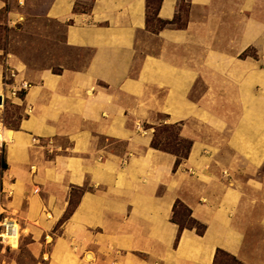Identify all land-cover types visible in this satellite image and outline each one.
Instances as JSON below:
<instances>
[{
	"label": "crops",
	"instance_id": "obj_1",
	"mask_svg": "<svg viewBox=\"0 0 264 264\" xmlns=\"http://www.w3.org/2000/svg\"><path fill=\"white\" fill-rule=\"evenodd\" d=\"M185 1V26L154 32L148 0H52L46 18L76 52L56 67L31 69L0 41V96L29 84L18 127L0 118V220L15 226L0 264H264V0H228L233 18ZM180 4L162 0L157 17ZM22 19L0 0V25ZM250 48L259 59L240 56ZM161 114L192 141L176 169L152 146ZM177 201L203 234L177 241Z\"/></svg>",
	"mask_w": 264,
	"mask_h": 264
},
{
	"label": "rangeland",
	"instance_id": "obj_2",
	"mask_svg": "<svg viewBox=\"0 0 264 264\" xmlns=\"http://www.w3.org/2000/svg\"><path fill=\"white\" fill-rule=\"evenodd\" d=\"M51 1L52 0H10L11 7L15 13L21 14L24 19L19 20L20 22L15 23V25L11 27L7 24L0 25V41L3 48L12 53L15 52L14 54H17L21 59L25 60L31 69L46 68L48 66L56 67L58 59L60 60L59 56L62 57V55L59 54L65 53L66 58L69 60L76 54L73 50L62 47L63 31L55 22L46 18L47 9ZM149 1L151 6L149 13V28L150 30H156L161 24L158 20H156L154 15V12L158 8V1ZM216 6L227 9L226 17L231 15L233 18L235 15L234 5L228 0H218V4L216 3ZM260 9L261 12L256 11V17L264 20V4L260 7ZM188 10V3L185 0H182L180 13L178 14L180 19L177 20L178 22L173 27H181V25H185ZM254 13H252V15ZM240 56L247 59H259V54L255 49L251 48L247 49ZM262 60L264 61V57H262ZM262 66L264 67V63H262ZM18 98L21 99V97ZM15 99H17V97L10 94L9 97L4 100V107L0 108V118L4 123V127L9 129L18 127L20 120L23 118L24 111L22 105L15 103ZM158 118L160 120L159 123L153 126L154 133L156 135V142L162 144L161 146H166L165 144H167L169 149L173 150L175 148L180 151V154L186 153L188 150V142L186 140L188 138H180L181 124L176 123L178 127L175 126L174 123L172 124L168 122L167 117L162 114L159 115ZM0 135H4L3 131H0ZM261 171L264 174V165L262 166ZM76 198L77 194L74 195V201L71 202L72 205L75 203ZM179 210V216L181 217L182 215V219L188 226L189 217L187 216V212L183 207H180ZM6 238L12 241L11 236H6ZM1 247L4 251L7 250L10 254H12L13 251L11 249L13 247L11 248V246L7 244H1ZM218 262L220 264H237L232 257L226 255H222Z\"/></svg>",
	"mask_w": 264,
	"mask_h": 264
},
{
	"label": "trees",
	"instance_id": "obj_3",
	"mask_svg": "<svg viewBox=\"0 0 264 264\" xmlns=\"http://www.w3.org/2000/svg\"><path fill=\"white\" fill-rule=\"evenodd\" d=\"M157 1H158V8H159L162 0H157ZM181 2H182V0H181ZM148 7H149V10H148L147 23H148V27H150L149 13H150V7L151 6H150V1L149 0H148ZM180 7H181V4H180ZM158 8L154 12V15L156 17V20H158L159 23H161V24L159 25L158 29L152 30V31L158 32L160 29L164 28L167 25L176 24L178 22L177 20L180 19L178 16H176L171 21L161 20L160 18L157 17ZM183 26H185V25H181V27H183ZM175 126L178 127L177 124H175ZM178 135H179V133H178ZM155 136L156 135L154 133V137H153V140H152V146L155 147V148L164 150V151H169V152L174 153L177 156V160H176V163H175V169H176L178 167V165L180 164L181 160L183 158H186L189 155V152H190V149H191V146H192V141L190 139L189 140L188 139L186 140L188 142V147H187L188 150L186 151V153L180 154V151L179 150H176L175 148L173 150L169 149L168 146H167V144H165L166 146H161L162 144H159L158 142H156ZM180 138H182V137L180 136ZM2 166H4V163H2ZM180 207H183L184 210L187 212V216L189 217V221H188L189 225L188 226L185 224L184 220L182 219V215H181V217L179 216V214H180L179 208ZM73 208H74V206H72V207H70L68 209V211L65 213V215L63 216V218L61 220L62 222L65 221L67 218H69V216L72 214ZM172 220L174 222H176L179 225V228H180V233H179V236L177 238V241H178V239L180 237V234H181L182 229L185 228V227L195 228L199 234H203L204 231L206 230V225L203 224V223H201V222H199V221H197L196 219H194L191 216V210L187 206H185L182 202H180V201H177L175 203V206H174V214H173Z\"/></svg>",
	"mask_w": 264,
	"mask_h": 264
},
{
	"label": "built area",
	"instance_id": "obj_4",
	"mask_svg": "<svg viewBox=\"0 0 264 264\" xmlns=\"http://www.w3.org/2000/svg\"><path fill=\"white\" fill-rule=\"evenodd\" d=\"M17 75V72L12 69H6L5 71V85L9 86V81L13 80ZM12 85V84H11ZM29 88V84L27 82H22L20 85L17 86H11L10 94L14 97H20V92L26 91ZM5 98L2 96V101L0 102V108H3L2 104L4 103ZM13 220L9 219L8 217H4L0 220V244H7L9 243L5 242L6 236H11L13 234L12 227L13 226ZM11 246V245H9Z\"/></svg>",
	"mask_w": 264,
	"mask_h": 264
},
{
	"label": "bare ground",
	"instance_id": "obj_5",
	"mask_svg": "<svg viewBox=\"0 0 264 264\" xmlns=\"http://www.w3.org/2000/svg\"><path fill=\"white\" fill-rule=\"evenodd\" d=\"M4 97V96H3ZM2 106H4V103L2 104ZM3 125H4V123H3ZM2 127V124L0 123V128ZM10 133H11V131H9L8 129L5 131V134L4 135H0V141L3 139V138H8L9 136H10ZM12 137V136H11ZM13 226H11L12 227V230H13V227H15L14 226V223L12 224Z\"/></svg>",
	"mask_w": 264,
	"mask_h": 264
},
{
	"label": "water",
	"instance_id": "obj_6",
	"mask_svg": "<svg viewBox=\"0 0 264 264\" xmlns=\"http://www.w3.org/2000/svg\"><path fill=\"white\" fill-rule=\"evenodd\" d=\"M2 101V96H0V102Z\"/></svg>",
	"mask_w": 264,
	"mask_h": 264
}]
</instances>
